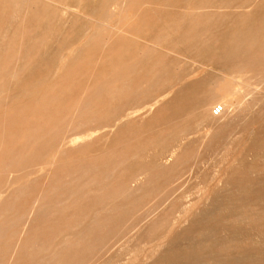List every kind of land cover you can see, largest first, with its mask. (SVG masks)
Returning a JSON list of instances; mask_svg holds the SVG:
<instances>
[{
    "label": "rangeland",
    "instance_id": "rangeland-1",
    "mask_svg": "<svg viewBox=\"0 0 264 264\" xmlns=\"http://www.w3.org/2000/svg\"><path fill=\"white\" fill-rule=\"evenodd\" d=\"M0 20V264H264V0Z\"/></svg>",
    "mask_w": 264,
    "mask_h": 264
},
{
    "label": "bare ground",
    "instance_id": "bare-ground-1",
    "mask_svg": "<svg viewBox=\"0 0 264 264\" xmlns=\"http://www.w3.org/2000/svg\"><path fill=\"white\" fill-rule=\"evenodd\" d=\"M11 1V0H10ZM47 1V0H46ZM7 3V2H6ZM5 3V4H6ZM59 4V3H58ZM2 5H3V3H2ZM11 6H13V5H11ZM7 7V6H6ZM11 9V8H10ZM13 9V8H12ZM8 10V9H7ZM7 10L5 11L4 10V13L5 12H7ZM16 13H17V11H15ZM4 13H3V16H5L4 15ZM11 13V12H10ZM7 14V13H6ZM7 17V16H6ZM16 17V16H15ZM22 17V16H21ZM2 18H4V17H1V19ZM4 19H6V18H4ZM10 19V18H9ZM22 20V19H21ZM1 22H2V20H0ZM18 21V20H17ZM0 22V23H1ZM20 22V21H19ZM7 23H8V21H7ZM16 23V22H15ZM3 24H5V23H3ZM31 24V23H30ZM16 25H17V23H16ZM33 27V26H32ZM26 29V28H25ZM11 31V30H10ZM11 34V33H10ZM26 35V34H25ZM9 36V35H8ZM2 76V75H1ZM238 79H240V78H238ZM239 81V80H238ZM6 96V95H5ZM7 97V96H6ZM218 98H219V103H221V107H220V109H222V110H224V109H226L227 108V106H228V101H229V97L228 96H226V95H221V94H218ZM214 99H215V97H214ZM230 108V107H229ZM13 116V115H12ZM14 117V116H13ZM11 119V118H10ZM43 130V129H42ZM41 130V131H42ZM3 131V130H2ZM27 132H25V134H26ZM43 133V132H42ZM41 134V133H40ZM7 135V134H6ZM46 135H48V134H46ZM84 139H81L80 141H83ZM80 141H78V142H80ZM14 143V142H13ZM32 145V144H31ZM8 147V146H7ZM18 147V146H17ZM11 150V149H10ZM63 150V149H62ZM10 152H12V151H10ZM14 153V152H13ZM16 155V154H15ZM90 166V165H89ZM86 169V168H85ZM10 178V177H9ZM9 180V179H8ZM66 186V185H65ZM64 186V187H65ZM78 188V187H77ZM5 192V191H4ZM40 194V193H39ZM17 196V195H16ZM37 196V195H36ZM35 197V196H34ZM29 199V198H28ZM25 203V202H24ZM19 204V203H18ZM14 206H16V205H14ZM20 206V205H19ZM14 209V208H13ZM26 210V209H25ZM29 210V209H28ZM14 211V210H13ZM22 212V211H21ZM55 220V219H54ZM48 225V224H47ZM46 225V226H47ZM52 225H54V224H52ZM56 225V224H55ZM42 228V227H41ZM25 230V229H24ZM23 230V231H24ZM49 232V231H48ZM32 234V233H31ZM21 235V234H20ZM13 241V240H12ZM28 243V242H27ZM3 246V245H2ZM1 246V247H2ZM4 247V246H3ZM3 247H2V249H3ZM6 248V247H5Z\"/></svg>",
    "mask_w": 264,
    "mask_h": 264
},
{
    "label": "built area",
    "instance_id": "built-area-1",
    "mask_svg": "<svg viewBox=\"0 0 264 264\" xmlns=\"http://www.w3.org/2000/svg\"><path fill=\"white\" fill-rule=\"evenodd\" d=\"M216 110H215V114L217 113V109H220V107L219 108H215Z\"/></svg>",
    "mask_w": 264,
    "mask_h": 264
}]
</instances>
